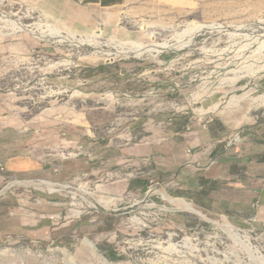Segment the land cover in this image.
<instances>
[{
    "label": "rangeland",
    "instance_id": "1",
    "mask_svg": "<svg viewBox=\"0 0 264 264\" xmlns=\"http://www.w3.org/2000/svg\"><path fill=\"white\" fill-rule=\"evenodd\" d=\"M210 118L264 122V0H0V159L45 164L13 173L55 199L63 234L3 245L0 264H264L260 222L187 206L163 177L123 181L144 165L87 170L88 141H164Z\"/></svg>",
    "mask_w": 264,
    "mask_h": 264
},
{
    "label": "crops",
    "instance_id": "2",
    "mask_svg": "<svg viewBox=\"0 0 264 264\" xmlns=\"http://www.w3.org/2000/svg\"><path fill=\"white\" fill-rule=\"evenodd\" d=\"M124 1L94 0V3L112 7ZM191 121L192 125L164 141L149 136L124 148L103 141L104 138L88 141L87 170L93 173L101 165L103 179L113 166L119 167L117 170L124 176L131 166L144 165L146 171L140 173L138 180L123 178V181H129V186L137 182L138 189L143 191L163 177L167 193L180 192L187 206L192 202L208 213L239 225L256 215L264 220L261 182L264 122L231 131L223 121L220 123L214 118L206 122ZM1 166L7 167L10 175L0 172V247L15 242H49L56 236L62 237L61 227L46 218L48 210H56L55 199L47 200L49 196L42 187L28 183L24 175L18 177L13 173L44 170L45 164L8 158L0 159ZM147 179L151 184H144ZM15 180L26 182L13 183Z\"/></svg>",
    "mask_w": 264,
    "mask_h": 264
},
{
    "label": "built area",
    "instance_id": "3",
    "mask_svg": "<svg viewBox=\"0 0 264 264\" xmlns=\"http://www.w3.org/2000/svg\"><path fill=\"white\" fill-rule=\"evenodd\" d=\"M0 169H1V171L3 173H6L7 172V168L5 166H1ZM61 170H62L61 167L55 168V172L57 174L60 173ZM14 182L23 183V180H15ZM261 182H262V184L264 186V174L261 177ZM258 207H259V205H258ZM57 217H58L57 215H46V218L51 219L52 221H54L55 225L57 224L56 221H55L57 219ZM245 222L249 224V226L251 227V229H256V225L260 222L262 224V227L260 229L263 230V235H264V220L261 219V218H259L258 215L254 216V217H252L250 219L245 220Z\"/></svg>",
    "mask_w": 264,
    "mask_h": 264
},
{
    "label": "bare ground",
    "instance_id": "4",
    "mask_svg": "<svg viewBox=\"0 0 264 264\" xmlns=\"http://www.w3.org/2000/svg\"><path fill=\"white\" fill-rule=\"evenodd\" d=\"M17 28V27H16ZM57 33L59 32V33H61L59 30H55ZM56 33V34H57ZM52 34V33H51ZM55 34V33H54ZM62 34V33H61ZM52 36H53V34H52ZM58 36V35H57ZM54 37V36H53ZM165 47V46H164ZM156 50V51H158L157 49H156V47H154V46H148V47H144V46H135V49H133V50H130L129 52H127L128 54H131V53H134L135 55H142V54H144V53H148V52H151L152 53V51L153 50ZM155 52V51H154ZM188 206H191V205H188ZM229 227H230V232L231 233H235V235L237 234L236 232V230H235V227L233 226V225H231V224H229ZM234 235V234H233ZM240 235V234H239ZM236 238H237V235H236ZM259 252V251H258ZM4 253V252H3ZM11 255L12 256H14V254L13 253H11ZM22 255V254H21ZM26 255H27V253H26ZM104 260H105V262L107 263V264H113V263H111V261H108L107 259H105L104 258ZM262 260V259H261ZM263 263H264V260H263Z\"/></svg>",
    "mask_w": 264,
    "mask_h": 264
},
{
    "label": "trees",
    "instance_id": "5",
    "mask_svg": "<svg viewBox=\"0 0 264 264\" xmlns=\"http://www.w3.org/2000/svg\"><path fill=\"white\" fill-rule=\"evenodd\" d=\"M99 249H100L103 253H105V255H107L109 258H111V259H116V258H117V257H116L115 255H113L112 253H108V252H106V250H105V248H104L103 246L99 245Z\"/></svg>",
    "mask_w": 264,
    "mask_h": 264
},
{
    "label": "water",
    "instance_id": "6",
    "mask_svg": "<svg viewBox=\"0 0 264 264\" xmlns=\"http://www.w3.org/2000/svg\"><path fill=\"white\" fill-rule=\"evenodd\" d=\"M92 243H93V242H92ZM93 245H94V247H95L96 249H98V247H97V245H96L95 243H93ZM103 257H104L105 259H107L108 261H110L106 256L103 255Z\"/></svg>",
    "mask_w": 264,
    "mask_h": 264
}]
</instances>
